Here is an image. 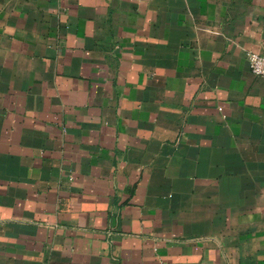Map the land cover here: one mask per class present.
Returning <instances> with one entry per match:
<instances>
[{
  "label": "crops",
  "instance_id": "crops-1",
  "mask_svg": "<svg viewBox=\"0 0 264 264\" xmlns=\"http://www.w3.org/2000/svg\"><path fill=\"white\" fill-rule=\"evenodd\" d=\"M264 0H0V264H264Z\"/></svg>",
  "mask_w": 264,
  "mask_h": 264
},
{
  "label": "built area",
  "instance_id": "built-area-1",
  "mask_svg": "<svg viewBox=\"0 0 264 264\" xmlns=\"http://www.w3.org/2000/svg\"><path fill=\"white\" fill-rule=\"evenodd\" d=\"M247 56L252 73L256 76H264V55L256 51H249Z\"/></svg>",
  "mask_w": 264,
  "mask_h": 264
}]
</instances>
